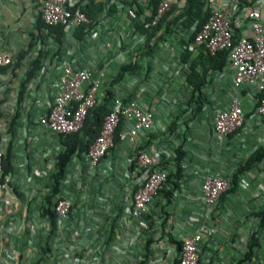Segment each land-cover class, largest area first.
<instances>
[{"label":"crops","instance_id":"crops-1","mask_svg":"<svg viewBox=\"0 0 264 264\" xmlns=\"http://www.w3.org/2000/svg\"><path fill=\"white\" fill-rule=\"evenodd\" d=\"M70 1L81 9L90 3L87 11L95 23L88 29L62 26L58 40L56 27L50 31L39 23L43 0H0V50L13 59L10 66L0 69V146L5 175L10 178L9 185L0 189V264L8 256L14 264H140V259L146 264H172L177 241L199 224L209 225L210 213L200 195L204 177L214 174L201 169L190 150V133L182 118H176L185 107L184 97L193 91L187 82L190 62L204 56L199 55V48L189 51L188 60H183L181 46L192 38L195 24L188 29L177 18L185 1L175 0L174 10L146 44L154 26L147 23L153 12L151 4L143 7L147 14L143 24L131 20L126 9L118 8L113 0ZM243 6L259 7L264 22V0L235 7L232 26L237 36L246 28L240 11ZM68 62L104 72L98 95L102 106L108 108L112 97L120 95L142 107L156 108L155 125L139 137L136 150L150 154L164 151L161 157L166 160L167 149L175 152L183 145L180 172L168 183V189L174 187L173 180L177 186L169 194L158 191L143 217L145 224L127 214L126 198L136 190L140 173L129 171L133 149L126 141L116 143L93 171L88 170L85 154H78L77 147L55 182L57 157L66 146L60 135L36 117L47 113L62 67ZM201 70L199 65L197 71ZM214 73L222 77L218 83L221 89L232 87L225 64L206 74L201 89ZM239 91L245 94L237 96L242 105L247 96L253 100L251 90ZM247 105L250 111L254 100ZM172 123L176 127L166 136ZM244 130L245 136L257 139L249 124ZM236 147L247 149V145ZM175 172L176 164L171 169L172 175ZM235 193L221 201L227 227L219 233L212 229L200 245V264H234L247 251L252 234L257 240L246 264H264V216L258 214L264 208V181L239 182ZM62 196L73 200L68 218L52 219L43 213L44 207ZM163 244L168 245L167 254L155 262Z\"/></svg>","mask_w":264,"mask_h":264},{"label":"built area","instance_id":"built-area-1","mask_svg":"<svg viewBox=\"0 0 264 264\" xmlns=\"http://www.w3.org/2000/svg\"><path fill=\"white\" fill-rule=\"evenodd\" d=\"M186 1V0H184ZM183 1V2H184ZM208 9V17L192 39L181 46V51H196L203 48L205 53L216 54L227 52L226 68L231 72V84L236 90L247 88L252 91L254 107L250 111L243 109L239 98L213 112L211 129L214 137L223 142L230 135L240 136V147L246 145L244 125H250V132L256 136L259 145L264 146V22L259 7L243 6L244 32L236 35L232 19L234 9L253 0H202ZM118 8H125L131 20L146 24V12H139L138 6L149 5L150 0H113ZM175 0H159L152 19L155 25L171 8ZM39 18L45 25H61L70 28H86L95 21L80 7L70 0H43L39 8ZM13 63L10 55L0 50V69ZM104 72H95L89 66L64 64L57 81L54 99L44 115L36 117L44 127L57 135H65L79 130L88 110L99 104V92L103 85ZM248 113V116L246 114ZM156 108L142 107L129 97L115 95L111 99L109 110L103 115L98 135L85 153L86 166L93 171L99 162L106 157L115 145V132L122 125L119 141L128 142L133 153L128 160L130 172H139L140 181L128 201L127 214L145 224L143 217L148 213L160 189H168V176L172 166L176 164L174 150L167 149L166 160H162V152L153 154L144 150H136V142L140 136L151 131L155 125ZM171 130L166 131L170 136ZM4 152L0 146V189L9 185L10 178L3 171ZM169 159V160H168ZM231 179L221 173L204 177L200 198L205 210H214L220 197L228 191ZM73 207L70 197L62 196L56 200L53 210L61 219L69 217ZM212 229L207 224H199L194 230L186 233L180 240L177 264H200V245L203 244ZM76 262L80 258L75 257ZM3 264H14L8 256Z\"/></svg>","mask_w":264,"mask_h":264},{"label":"rangeland","instance_id":"rangeland-1","mask_svg":"<svg viewBox=\"0 0 264 264\" xmlns=\"http://www.w3.org/2000/svg\"><path fill=\"white\" fill-rule=\"evenodd\" d=\"M221 78V75L211 74L206 79L208 81L206 87L196 92L189 90L184 97L185 107L176 118H182L181 122L185 126V130L190 133V150L192 155L198 159L204 173H221L223 176L231 179L235 170L245 161L250 151L259 144L258 141L250 138L249 134H246L244 137L247 149L242 151L236 147V145H240V141H237V138L240 139V136L236 135V133L229 135L223 142H219L214 137L211 129L213 110L222 107L224 104L228 105L237 96L245 95L243 91L236 90L231 85H227L226 89H221L218 84ZM246 101L245 105L242 106L243 109L248 111L247 104L252 103L253 100L247 96ZM168 129L172 130L173 124H170ZM243 129H248V124H245ZM261 181H264V160L255 170L252 169L250 172H245L239 179V182L244 184ZM236 194L230 193L229 195L235 196ZM208 217L211 229L217 230L218 233L227 227V224H225L226 209L220 200ZM229 226L232 225L228 224ZM161 230H163L162 227ZM167 246L163 244L162 252L154 257L155 262L165 257L168 250ZM174 259H178V251L172 257V260ZM143 262L145 263L144 260H139L140 264Z\"/></svg>","mask_w":264,"mask_h":264},{"label":"trees","instance_id":"trees-1","mask_svg":"<svg viewBox=\"0 0 264 264\" xmlns=\"http://www.w3.org/2000/svg\"><path fill=\"white\" fill-rule=\"evenodd\" d=\"M93 0H89V2H92ZM159 0H150L149 4H151L153 12L151 14V17L148 19L147 23L150 24L152 19L154 18V14L156 12L157 4ZM90 3H87L82 10L88 14L87 8ZM139 12L143 11V7L138 6ZM174 10V8H170L164 16L159 19V21L151 27V31L148 34V37L146 39V44L149 43L151 35L160 27V22L166 18V16L171 13ZM208 9L205 7V4L202 0H186L185 4L183 5L180 14L177 18H181L183 23L188 27V29L194 25V30L192 32V38L196 34V32L200 29L201 25L204 23V21L208 17ZM39 23L41 25H44V23L39 18ZM48 29L51 31L53 27H56L58 29V33L56 35V38L59 40L61 33H62V26L61 25H46ZM146 30V29H145ZM148 30V29H147ZM146 30V31H147ZM191 38V39H192ZM201 52L199 55H204L202 57H197L196 59H193L190 62L189 65V71L187 72V82L189 85L193 87V92L200 91L201 87L204 85L205 82V76L210 71H217L224 67L226 64V57L227 52L221 51L216 54H209L204 53L203 48H201ZM183 60H188V55H190L189 51L183 52ZM37 61H35L36 64ZM201 66L202 70L197 71V67ZM31 74V73H30ZM22 95V92L21 94ZM109 110V107L102 106L101 104H98L92 108H90L86 114V117L83 121V124L81 128L75 132L62 135L61 142L66 146V149L64 152H61L58 154L56 167L57 172L54 175L55 182L58 183L59 179L62 177L65 167L67 163L71 160L73 154L75 153L76 148L78 147V154L80 153H86L90 144L95 139V137L98 135L103 115ZM248 116V113L246 114ZM173 124V128L176 127L175 123ZM122 125H119L118 129L115 132L114 142L115 144L119 142V132L121 130ZM231 135V134H230ZM175 154H176V172L172 175V173L168 176V183L172 180L173 177L177 179V172H180L181 169V162L184 159L185 151L183 149V145H180L175 148ZM8 156H10V152H8ZM264 160V146L259 145L249 154V156L245 159V161L235 170L231 177V186L223 193L220 197V201L224 199L228 194L234 193L236 190L239 179L242 174L247 172L248 170L252 169L253 167L257 166L260 162ZM4 174H6V170L3 168ZM174 187L177 186V181L173 180ZM174 187L172 189H160L164 190L166 194H169L174 190ZM43 213L48 214L50 218L54 219L56 216V213L53 210V205L44 207ZM261 216H264V208L258 212ZM256 238L252 234L251 235V241L247 244V251L244 253L243 257L239 260H237L234 264H246L248 259L250 258L252 254V249L254 245L256 244ZM178 247L180 246L181 242L177 241ZM178 259H174L172 264H177Z\"/></svg>","mask_w":264,"mask_h":264}]
</instances>
